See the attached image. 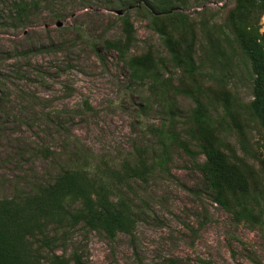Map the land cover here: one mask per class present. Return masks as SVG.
<instances>
[{
	"label": "rangeland",
	"instance_id": "rangeland-1",
	"mask_svg": "<svg viewBox=\"0 0 264 264\" xmlns=\"http://www.w3.org/2000/svg\"><path fill=\"white\" fill-rule=\"evenodd\" d=\"M17 2L0 0V200L29 195L64 170H117L153 147L148 127L160 119L140 111L146 88L130 84L117 54L103 45L121 36L119 17L128 14L137 39L131 54L149 44L167 57L148 20L115 0H37L19 18ZM192 2L183 11L189 17L204 8L218 10L220 20L232 4ZM259 25L263 31L264 16ZM248 80L241 65L234 83L246 101ZM178 104L185 117L193 107L184 97ZM115 193L132 202V235L110 240L81 225L50 227L59 241L43 257L53 250L66 257L77 251L87 264H264V226L232 222L181 151L169 176L130 180Z\"/></svg>",
	"mask_w": 264,
	"mask_h": 264
},
{
	"label": "trees",
	"instance_id": "trees-1",
	"mask_svg": "<svg viewBox=\"0 0 264 264\" xmlns=\"http://www.w3.org/2000/svg\"><path fill=\"white\" fill-rule=\"evenodd\" d=\"M115 1L146 18L167 53L159 56L146 44L131 54L137 39L128 14L119 17L121 36L103 41L128 70L130 84L146 88L140 111L160 119L148 127L154 146L117 170H64L29 195L1 199L0 264H87L77 251L66 257L50 250L44 258L43 248L59 241L49 237V228L81 225L110 240L132 235V202L115 192L130 180L169 176L177 151L201 173L211 203L232 222L264 226V0H231L221 20L218 10L183 13L192 0ZM34 5L37 0H18L13 7L20 18ZM241 65L249 74L247 101L234 83ZM178 97L193 104L186 117Z\"/></svg>",
	"mask_w": 264,
	"mask_h": 264
},
{
	"label": "water",
	"instance_id": "water-1",
	"mask_svg": "<svg viewBox=\"0 0 264 264\" xmlns=\"http://www.w3.org/2000/svg\"><path fill=\"white\" fill-rule=\"evenodd\" d=\"M59 26V25H58Z\"/></svg>",
	"mask_w": 264,
	"mask_h": 264
}]
</instances>
